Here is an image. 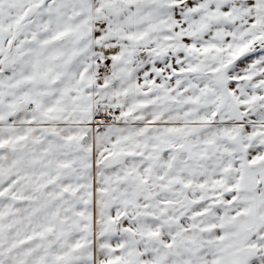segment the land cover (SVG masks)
<instances>
[{
  "label": "snow or ice",
  "instance_id": "6c2138e0",
  "mask_svg": "<svg viewBox=\"0 0 264 264\" xmlns=\"http://www.w3.org/2000/svg\"><path fill=\"white\" fill-rule=\"evenodd\" d=\"M0 264H264V0H0Z\"/></svg>",
  "mask_w": 264,
  "mask_h": 264
}]
</instances>
